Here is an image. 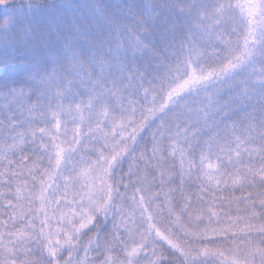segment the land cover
Returning <instances> with one entry per match:
<instances>
[{"label":"snow or ice","instance_id":"snow-or-ice-1","mask_svg":"<svg viewBox=\"0 0 264 264\" xmlns=\"http://www.w3.org/2000/svg\"><path fill=\"white\" fill-rule=\"evenodd\" d=\"M225 251L264 264V0H0V264Z\"/></svg>","mask_w":264,"mask_h":264},{"label":"trees","instance_id":"trees-1","mask_svg":"<svg viewBox=\"0 0 264 264\" xmlns=\"http://www.w3.org/2000/svg\"><path fill=\"white\" fill-rule=\"evenodd\" d=\"M233 211L235 212V208H233ZM239 243V242H238ZM229 245H219V247L223 250L225 248H227ZM232 247H235V245H231ZM242 247V244L240 245ZM92 258H95V255L92 257ZM215 261V264H231V261H232V256L227 252L225 251V254L223 257L221 256H216L214 258Z\"/></svg>","mask_w":264,"mask_h":264},{"label":"rangeland","instance_id":"rangeland-1","mask_svg":"<svg viewBox=\"0 0 264 264\" xmlns=\"http://www.w3.org/2000/svg\"><path fill=\"white\" fill-rule=\"evenodd\" d=\"M81 255H83V254L81 253ZM93 256H94V253H91L89 258L91 259V257H93Z\"/></svg>","mask_w":264,"mask_h":264}]
</instances>
